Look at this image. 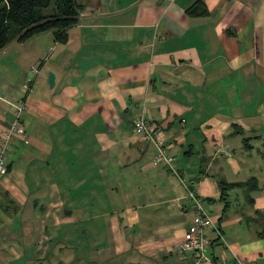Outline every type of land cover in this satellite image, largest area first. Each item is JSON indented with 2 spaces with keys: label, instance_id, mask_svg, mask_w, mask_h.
Returning <instances> with one entry per match:
<instances>
[{
  "label": "crops",
  "instance_id": "crops-1",
  "mask_svg": "<svg viewBox=\"0 0 264 264\" xmlns=\"http://www.w3.org/2000/svg\"><path fill=\"white\" fill-rule=\"evenodd\" d=\"M79 4L61 39L0 50V132L24 98L27 134L0 181V264H195L176 254L192 202L140 117L221 235L207 256L264 264V0Z\"/></svg>",
  "mask_w": 264,
  "mask_h": 264
},
{
  "label": "built area",
  "instance_id": "built-area-1",
  "mask_svg": "<svg viewBox=\"0 0 264 264\" xmlns=\"http://www.w3.org/2000/svg\"><path fill=\"white\" fill-rule=\"evenodd\" d=\"M50 52L51 50L47 52V55ZM37 72L38 69L36 67L31 68V74ZM21 91L24 95H28L32 92V88L29 84H24ZM11 107V119L8 121L7 127L0 132V181L9 173L8 155L11 144L15 140H18L22 144L27 143V134L22 122V113L26 109V101L24 98H21L17 102L12 103ZM133 130L136 135L154 144L156 152L153 156L152 164L154 166L164 165L172 174L178 177L186 189L187 197L192 202L194 210L193 220L185 229L176 254L183 257L184 254L189 253L195 264H204L206 262L210 264H227L225 260H211L207 256L212 239L208 237L206 230L211 229L215 231L219 238L221 235L210 215L203 209L200 199L196 197L186 179L180 176L179 172L175 169L173 164L174 156L169 152V146L162 139L160 130L152 124L151 120L145 117H140L134 122Z\"/></svg>",
  "mask_w": 264,
  "mask_h": 264
},
{
  "label": "trees",
  "instance_id": "trees-1",
  "mask_svg": "<svg viewBox=\"0 0 264 264\" xmlns=\"http://www.w3.org/2000/svg\"><path fill=\"white\" fill-rule=\"evenodd\" d=\"M201 5L199 1L194 3L187 13L206 15ZM82 9L79 0H6L0 6V50L14 40L24 42L49 30L61 39L78 23Z\"/></svg>",
  "mask_w": 264,
  "mask_h": 264
},
{
  "label": "water",
  "instance_id": "water-1",
  "mask_svg": "<svg viewBox=\"0 0 264 264\" xmlns=\"http://www.w3.org/2000/svg\"><path fill=\"white\" fill-rule=\"evenodd\" d=\"M54 81H55L54 74L52 72H49L47 75V83L49 87H52L54 85Z\"/></svg>",
  "mask_w": 264,
  "mask_h": 264
}]
</instances>
